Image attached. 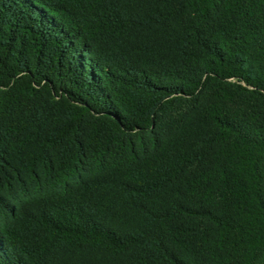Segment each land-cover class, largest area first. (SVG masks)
<instances>
[{"label":"trees","instance_id":"1","mask_svg":"<svg viewBox=\"0 0 264 264\" xmlns=\"http://www.w3.org/2000/svg\"><path fill=\"white\" fill-rule=\"evenodd\" d=\"M0 264H264V0H0Z\"/></svg>","mask_w":264,"mask_h":264}]
</instances>
